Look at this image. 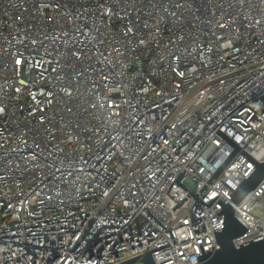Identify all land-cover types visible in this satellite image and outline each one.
I'll list each match as a JSON object with an SVG mask.
<instances>
[{
    "label": "built area",
    "instance_id": "built-area-1",
    "mask_svg": "<svg viewBox=\"0 0 264 264\" xmlns=\"http://www.w3.org/2000/svg\"><path fill=\"white\" fill-rule=\"evenodd\" d=\"M262 90L264 0H0V264H200L221 206L173 211L174 181ZM217 129L264 163L259 96ZM233 150L213 132L178 182ZM254 166L237 152L200 201ZM232 208L235 247L264 237V180Z\"/></svg>",
    "mask_w": 264,
    "mask_h": 264
},
{
    "label": "water",
    "instance_id": "water-1",
    "mask_svg": "<svg viewBox=\"0 0 264 264\" xmlns=\"http://www.w3.org/2000/svg\"><path fill=\"white\" fill-rule=\"evenodd\" d=\"M264 90L258 92L257 94L251 96L245 100L242 104L232 110L228 115H226L219 124L211 130L210 134L206 137L200 148L192 156L189 162L183 167L182 171L174 181L182 189H184L188 194L185 196L177 205L172 209L173 211L177 209L189 196H192L200 204H202L208 210L215 204H219L221 209L217 213L218 216H223L222 229L219 232L218 229L213 230V236L216 243V248H212V252H206L204 255L201 245L199 246L202 255L197 257L198 263L200 264H264V237H259L242 245L235 247L233 245V240L244 235L246 229L237 220L232 204H239L246 195L254 190L263 180H264V163H257L250 156H248L243 150H241L237 145H235L231 140H229L224 134H222L217 128L234 112L239 108L255 99L260 97L264 103V98L262 97ZM215 132L222 139H224L229 145H231L234 150L225 159L221 166L216 170V172L211 176V178L205 183V185L200 189L196 195H192L188 190H186L178 181L183 175L186 168L193 161L196 155L201 151L204 145L207 143L211 135ZM241 153L245 158H247L255 166L248 173V175L243 179L239 186L233 191L229 196L231 198L230 203H225L218 196L203 204L199 197L207 189V187L212 183V181L217 177V175L223 170V168L228 164V162L233 158L236 153ZM173 184V183H172ZM171 184V185H172ZM224 184V183H223ZM170 185V187H171ZM225 185V184H224ZM226 186V185H225ZM169 187V189H170ZM229 188V187H228ZM169 189L166 194H168ZM230 189V188H229ZM231 190V189H230ZM170 197V196H169ZM176 202V201H175ZM214 249V250H213ZM140 261L143 264H154L151 256L147 254L142 258H135L122 264H133Z\"/></svg>",
    "mask_w": 264,
    "mask_h": 264
}]
</instances>
